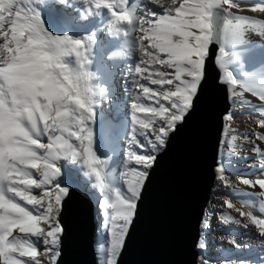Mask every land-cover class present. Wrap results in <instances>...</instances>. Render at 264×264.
I'll use <instances>...</instances> for the list:
<instances>
[{
  "label": "snow or ice",
  "instance_id": "snow-or-ice-1",
  "mask_svg": "<svg viewBox=\"0 0 264 264\" xmlns=\"http://www.w3.org/2000/svg\"><path fill=\"white\" fill-rule=\"evenodd\" d=\"M244 11L264 14V0H0V264H62L77 194L104 236L96 264H120L161 157L205 95L209 62L227 101L223 112L210 104L219 124L212 171L218 187L235 191L224 149L235 154L249 135L234 127L238 110L257 115L261 131L250 135L264 143V18ZM113 40L124 48L108 55ZM98 119L108 129L99 147ZM252 151L264 173V147ZM239 183L260 190L259 215L232 199L202 209L196 264H264L240 255L252 245L234 235L220 238L218 259L209 254L213 221L254 228L264 252V176Z\"/></svg>",
  "mask_w": 264,
  "mask_h": 264
},
{
  "label": "water",
  "instance_id": "water-1",
  "mask_svg": "<svg viewBox=\"0 0 264 264\" xmlns=\"http://www.w3.org/2000/svg\"><path fill=\"white\" fill-rule=\"evenodd\" d=\"M216 76L217 70L209 62L205 95L161 157L120 264H196L199 217L209 204L216 181L212 168L219 124L211 120L210 104L214 101L220 112L227 104ZM82 203L83 195H75L72 211L65 218L69 238L62 264H96L98 218L95 210L90 217L81 214Z\"/></svg>",
  "mask_w": 264,
  "mask_h": 264
},
{
  "label": "rangeland",
  "instance_id": "rangeland-1",
  "mask_svg": "<svg viewBox=\"0 0 264 264\" xmlns=\"http://www.w3.org/2000/svg\"><path fill=\"white\" fill-rule=\"evenodd\" d=\"M238 14L245 15L251 18H264V14H261L259 12L244 11ZM249 98L251 99V97ZM235 121L236 123H234V127L238 133L249 134L242 139H238L237 152L235 154L229 156L227 148L224 149L225 152L224 162L226 165L230 167V172L228 174L230 176V179L233 181V188L235 189V191L223 187H218L216 181L215 187L213 188L212 198L214 197L215 194L217 195V197H221V200H219L217 205L218 210H219L218 206L223 202L224 199H232L233 202L236 203L238 206L245 202L251 205V201H254L257 202L256 205L259 210L258 201H260V198L256 194L259 193L260 190L258 189L250 190L247 186L240 184L239 179L241 177L248 179L251 178L257 179L261 176H264V173H262L258 167L259 157L256 154H254V152L252 151L253 145H259L261 147H264V143L256 140L255 137L250 135V133L252 132H260L261 129H259L257 126V115L255 113L249 114V110L247 108L238 110ZM99 146L100 144L98 143V147ZM101 151L104 153L103 148L101 149ZM210 204L212 205L213 203L210 202L207 209L211 208ZM231 214L236 215V213L234 212ZM215 224H216L215 221H213V227ZM14 234L17 233L14 232ZM19 235H23V234H19ZM229 235L231 234H224L222 237L226 241ZM103 239H104L103 233L98 232L97 230L94 248H96L98 242L103 243ZM219 240L220 238L216 240H212V248L210 249L209 254L214 260L219 258V254L215 251V249L219 245ZM225 247L228 248V245L226 243H225ZM213 254L215 255L213 256Z\"/></svg>",
  "mask_w": 264,
  "mask_h": 264
},
{
  "label": "bare ground",
  "instance_id": "bare-ground-1",
  "mask_svg": "<svg viewBox=\"0 0 264 264\" xmlns=\"http://www.w3.org/2000/svg\"><path fill=\"white\" fill-rule=\"evenodd\" d=\"M136 2L140 3V0H136ZM239 2L244 4L245 0H239ZM249 38L254 43H258L259 42V38L257 36H255V35H251ZM103 39H104V36L102 35L101 36V40H103ZM105 46L108 47L109 46V42L106 41L105 42ZM110 48H111V50L108 52V55H111L112 52H120V51H122L123 48H124L123 41H119V42H116L115 40L111 41ZM259 58H260V53H259V50H257L256 59L259 60ZM120 59H121L120 57L117 58V63H119ZM131 59L132 58L129 57V60H131ZM233 67H235V66H233ZM260 69H261V66L257 65L256 68L251 69V70L254 71V72H259ZM93 70H95V69H93ZM108 82L109 83H113V81H108ZM98 83L101 86H103L104 80L98 81ZM124 83L125 82L121 78V76L119 74H117L116 77H115V80H114V86H115V95L118 98H123L124 95H126V93L124 91V87H123ZM153 87H155V86H153ZM100 107H101V109L103 111V116H104L105 120H112L114 113L110 109L108 103L104 102V103L101 104ZM234 123H236V121ZM95 130H96V133H97V141L100 144V141L107 137L108 129L106 128L105 124L98 119L97 124L95 126ZM103 150H104V152L106 151V149H103ZM236 166H238V165H236ZM76 168L78 170H80V172L84 171L82 169V166H80V165H77ZM226 168H227L228 173H229L230 172V167L228 165H226ZM215 184H216V181H215ZM215 184H214V187H215ZM250 190H252V189H250ZM212 195H213V192L211 194L210 201H209V203L210 202L213 203L212 205L210 204L211 208H212L213 205L217 206L219 200H221V197H217L216 194L214 195L213 198H212ZM211 198H212V200H211ZM256 204H257V202L251 201L252 207L249 208V210H252L254 212V214H256V215H259V210H258ZM207 208H208V206H207ZM230 227H231V231H228V230H224L222 228H218L216 226V224H215L214 227L212 228V232L210 233V239L216 240V239L221 238L224 234H231V235H234L241 243L252 245L251 250L245 249L242 253H240V255H242L245 258H247L249 260H252V261H258L259 258L264 257V252L261 251V249H260V247L258 245V242L256 240L255 229L254 228H250L248 230H245V229H242V228H237L236 226H230ZM230 247L231 246L228 245V248H230ZM214 255L215 254H213V256Z\"/></svg>",
  "mask_w": 264,
  "mask_h": 264
}]
</instances>
